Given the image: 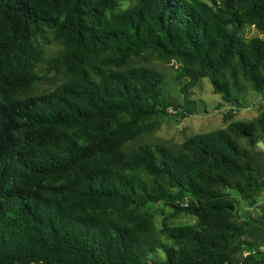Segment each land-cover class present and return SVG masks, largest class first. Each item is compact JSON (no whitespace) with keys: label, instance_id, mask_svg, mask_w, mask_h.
I'll list each match as a JSON object with an SVG mask.
<instances>
[{"label":"trees","instance_id":"1","mask_svg":"<svg viewBox=\"0 0 264 264\" xmlns=\"http://www.w3.org/2000/svg\"><path fill=\"white\" fill-rule=\"evenodd\" d=\"M153 60L186 100L202 79L233 109L264 94V0H0V264H264V205L241 220L233 196L264 194V152L241 145L264 112L145 140L193 114Z\"/></svg>","mask_w":264,"mask_h":264},{"label":"rangeland","instance_id":"2","mask_svg":"<svg viewBox=\"0 0 264 264\" xmlns=\"http://www.w3.org/2000/svg\"><path fill=\"white\" fill-rule=\"evenodd\" d=\"M243 36L246 39L261 37L252 27L245 28ZM56 49L57 47L54 45L47 48V56ZM151 65L164 74L168 89V98L181 106H189V108L193 110V114L188 115L184 120L174 115L162 118L158 130L151 136L146 137L145 140L154 143L162 142L178 145L185 139L196 134H203L225 128L230 122H253L264 112V94L257 95L248 91L239 97V106L233 109L229 105L223 103L220 96L213 93L207 79H202L197 86L189 92L188 99L186 100L179 92L183 82L175 79L177 65L173 61L161 62L158 60H153ZM47 88H53V85L44 83L40 86V89ZM228 111L232 113L233 117L230 120H225L224 117ZM168 113L171 114V111ZM259 142L264 143V134L260 135ZM142 143L143 140L135 144ZM241 145L252 155L256 154V156H258L257 153L261 151L257 145L255 147H248L244 141H241ZM233 196L239 202L241 220L260 218L261 210L259 207L264 205V194L259 196L257 206L252 208L247 207L235 194H233ZM150 210L155 214V225L159 229L161 220L163 217L168 216L170 211L163 208L161 205L152 206ZM193 223L194 219L192 217L184 215H179L173 220V224L175 225H191Z\"/></svg>","mask_w":264,"mask_h":264},{"label":"water","instance_id":"3","mask_svg":"<svg viewBox=\"0 0 264 264\" xmlns=\"http://www.w3.org/2000/svg\"><path fill=\"white\" fill-rule=\"evenodd\" d=\"M257 147H258L262 152H264V143H262V142H258V143H257Z\"/></svg>","mask_w":264,"mask_h":264}]
</instances>
